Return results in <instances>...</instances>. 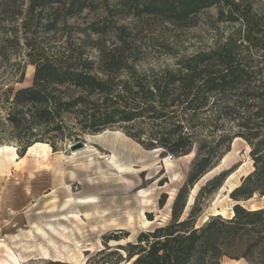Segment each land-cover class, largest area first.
<instances>
[{
	"label": "trees",
	"instance_id": "obj_1",
	"mask_svg": "<svg viewBox=\"0 0 264 264\" xmlns=\"http://www.w3.org/2000/svg\"><path fill=\"white\" fill-rule=\"evenodd\" d=\"M212 8L215 15L206 17L212 43L179 59L174 68H141L139 31L118 23L153 18L194 27L197 16ZM97 10L102 12L98 21L71 32L68 20ZM57 32L60 43L49 44L44 37ZM0 60L11 69L7 82H0V144L13 145L20 157L34 144L55 151L66 139L115 124L144 148L176 157L196 144L195 162L173 200L170 221L128 243L125 262L220 264L233 254L264 264V209L236 204L231 218L209 216L201 226L194 224L200 198L220 188L229 170L200 188L181 219L187 189L235 138L250 146L253 170L230 198L264 197V0H0ZM27 65L34 67L31 84L14 89ZM139 122L153 127L136 129ZM197 125L208 129L207 138H197L192 130Z\"/></svg>",
	"mask_w": 264,
	"mask_h": 264
},
{
	"label": "rangeland",
	"instance_id": "obj_2",
	"mask_svg": "<svg viewBox=\"0 0 264 264\" xmlns=\"http://www.w3.org/2000/svg\"><path fill=\"white\" fill-rule=\"evenodd\" d=\"M215 13L214 8L202 12L194 27H178L153 18L118 23L139 31L137 46L144 55L141 68H174L179 59L212 43L214 32L207 27L206 17ZM100 17L101 10L85 11L68 20L67 25L74 32ZM59 37L57 32L44 38L58 45ZM9 65L0 60V82L9 79ZM33 72L34 67L27 65L23 82L15 84L14 89L29 86ZM66 121L72 124L70 117ZM120 126L66 139L55 151L49 144L39 143L42 146L27 149L21 157L13 145L0 144V264H131L133 259L125 262L127 244L135 243L141 232L168 224L173 200L195 162L197 146L179 157L161 148L148 150ZM152 127L147 122L135 124L136 129L146 131ZM192 130L198 139L208 137L206 127L197 125ZM78 141L93 146L116 164L131 166L134 171L125 176L127 182L119 180L116 172L102 179L88 166L89 152L78 149L73 153L80 152L73 154L69 150ZM249 151L243 139L232 140L225 161L223 157L217 160L187 189L181 219L189 214L200 188L226 170L227 178L233 174L231 180L226 178L215 192L200 198L195 226H201L209 216L231 218L236 204L248 210L264 209V197L258 195L239 202L230 198L241 178L253 170ZM170 155L172 159H167ZM88 198L92 202L83 203ZM232 255L223 256L220 264H249Z\"/></svg>",
	"mask_w": 264,
	"mask_h": 264
},
{
	"label": "bare ground",
	"instance_id": "obj_3",
	"mask_svg": "<svg viewBox=\"0 0 264 264\" xmlns=\"http://www.w3.org/2000/svg\"><path fill=\"white\" fill-rule=\"evenodd\" d=\"M36 146H42V145H40L39 143L34 144L33 146H31V147L28 148V151H31ZM5 148L8 149V147H5ZM120 148H121V146H120ZM85 150L90 153L87 156V157H89V160H88L89 161V164H88V166H91L90 168L92 170L98 171L99 172V175L101 176L102 179H107V177H106L107 174L112 173V172H116L118 174V175L117 174L116 175L118 176L119 180H122L123 182H127L125 176L128 175L130 172L134 171L131 168V166L129 167L127 165L124 166V165H120V164L114 163V161L110 160L108 157H105V155H103L102 153H100L97 149H95L93 146L89 145L88 143H86L84 145V147L81 149V151H85ZM77 152H80V151H77ZM77 152H74V153L72 152V153L75 154ZM226 156L227 155H224L223 156L222 162L225 161ZM12 158L15 159V156H12ZM116 158H117V156H116ZM101 159H105L103 163L100 162ZM80 166L82 168H84L85 165L84 164H81ZM232 176H233V174H231L227 178V181H230ZM228 191H230V189ZM91 202H92V198H88V199H85L83 203H91ZM217 214H219V213H217Z\"/></svg>",
	"mask_w": 264,
	"mask_h": 264
},
{
	"label": "water",
	"instance_id": "obj_4",
	"mask_svg": "<svg viewBox=\"0 0 264 264\" xmlns=\"http://www.w3.org/2000/svg\"><path fill=\"white\" fill-rule=\"evenodd\" d=\"M84 145H85V143H83L82 141H78V142H76L75 144H71L70 146H69V150L71 151V152H73V151H76V150H78V149H82L83 147H84ZM12 148H14V147H12ZM222 160V159H221Z\"/></svg>",
	"mask_w": 264,
	"mask_h": 264
},
{
	"label": "built area",
	"instance_id": "obj_5",
	"mask_svg": "<svg viewBox=\"0 0 264 264\" xmlns=\"http://www.w3.org/2000/svg\"><path fill=\"white\" fill-rule=\"evenodd\" d=\"M172 157H173V156H172V155H170V156H168L167 158H168V159H172Z\"/></svg>",
	"mask_w": 264,
	"mask_h": 264
}]
</instances>
